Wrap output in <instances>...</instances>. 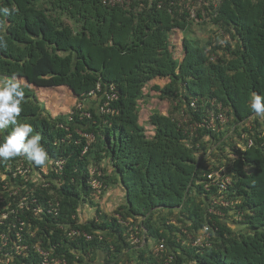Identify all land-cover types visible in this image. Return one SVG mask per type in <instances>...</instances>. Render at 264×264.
Wrapping results in <instances>:
<instances>
[{
	"label": "trees",
	"instance_id": "trees-1",
	"mask_svg": "<svg viewBox=\"0 0 264 264\" xmlns=\"http://www.w3.org/2000/svg\"><path fill=\"white\" fill-rule=\"evenodd\" d=\"M180 1L0 0L17 9L0 16L8 42L0 78L27 82L19 81L25 100L18 122L41 134L49 157L47 173L25 156L0 161L6 264H38L35 245L66 264H164L169 256V264H264V117L249 106L253 94L264 95V0H191L195 18ZM194 26L209 27L206 39ZM174 31L184 33L180 56ZM110 84L118 97L113 113H101ZM31 85L66 86L76 105L52 116ZM151 94L167 111H150L149 128L139 119ZM219 106L227 121L212 128ZM184 115L197 124L193 132ZM86 134L93 135L88 145ZM56 160H63L58 171ZM17 164L30 169L28 178L1 174ZM93 167L104 185L99 193L87 181ZM221 167L231 182L228 205H214L218 214L210 210L218 189L204 183ZM111 186L121 201L105 212L97 198ZM84 203L94 207L89 218L80 214ZM205 225L208 244L194 245ZM135 228L139 238L146 230L143 244L130 243ZM71 229L92 239L71 238Z\"/></svg>",
	"mask_w": 264,
	"mask_h": 264
},
{
	"label": "built area",
	"instance_id": "built-area-1",
	"mask_svg": "<svg viewBox=\"0 0 264 264\" xmlns=\"http://www.w3.org/2000/svg\"><path fill=\"white\" fill-rule=\"evenodd\" d=\"M214 2L218 1V0H212ZM122 2V0H103L104 4L107 5H114L115 3H119ZM203 2V0H197V5L200 6L201 3ZM180 4L183 6L184 9H187L188 11V15L190 18H195L196 16V6L191 4V0H181ZM229 36L228 35H224V39H228ZM223 39V40H224ZM108 91L107 94L105 96V100L103 101V103L100 105L99 110L101 113H108V112H112L113 110L111 109L110 106V102L114 101L117 99L118 94L116 92V88L113 84H110L107 87ZM100 91V84H97L96 88L93 89L92 91L89 92L90 96H95L96 92ZM80 105V104H79ZM192 106L193 102L191 103ZM226 111L227 108L221 107L219 106L218 111L215 114H211L210 117V122H209V126H211L212 128L216 126L217 123H225L227 121V115H226ZM85 114L89 115L87 112H85ZM217 120V122L215 123V121ZM183 121L187 123V127L189 128L190 132H193V130L196 129L197 124L196 123H190L189 118L184 115L183 116ZM88 142H91L93 140V135L92 134H86L85 135ZM251 141H249L250 143ZM87 147H85L86 149ZM85 151V150H84ZM63 166V160H56L54 162V165L52 166L54 170H60ZM41 170L43 171V173H47V168L43 167L41 168ZM30 172V169L28 167L24 166H17L15 170L12 171V176L16 177L17 175H22L23 178H28V173ZM100 175V170L97 167H93L90 168V173H89V177H88V184L90 185L91 189L94 192L99 193L101 191V189L104 187L102 181L98 178ZM206 180L204 183V188L206 190L210 189L211 185L216 186V188L218 190H216V196L213 198L212 200V205L211 206V211L220 214V211H218L217 209L214 208V205L216 204H220L223 206H227L228 202L225 200L224 198V194H225V189L227 188V186L230 184L231 182V178L228 175L227 171L225 170L224 167H221L219 169L213 170L207 174H205ZM39 212H42V208H39ZM133 226L130 227V230H132ZM209 229L210 227H208V225H205L200 233L198 234L196 240L193 242L194 245L196 244H203L206 243L208 244V237H209ZM145 232L144 231V236H142V238L137 237V228H135V231H131L130 233V243L132 245H136L139 242H142L141 244H143L145 242ZM67 235L71 238L76 237V236H81L86 240H91L92 239V235H90L87 232H81L80 230L77 229H71L68 231ZM19 237V236H18ZM25 246H23L22 248H24ZM164 246L163 244H160L159 246L154 248V251L157 252L158 250L162 249ZM35 250L39 255V261L38 264H47L52 263V264H66V261L64 259L61 258H55V257H50L49 252L46 249L41 248L39 245H35ZM172 260V256H169V259L166 260V262L164 264H169V262ZM9 262V254L5 253L4 257H0V264H6Z\"/></svg>",
	"mask_w": 264,
	"mask_h": 264
},
{
	"label": "clouds",
	"instance_id": "clouds-1",
	"mask_svg": "<svg viewBox=\"0 0 264 264\" xmlns=\"http://www.w3.org/2000/svg\"><path fill=\"white\" fill-rule=\"evenodd\" d=\"M16 11L15 7H0V16L8 17ZM7 48V40L0 36V51H7ZM0 80H4L0 82V134L11 126V130L6 135L0 136V161L25 156L35 166H45L49 157L41 144V134L38 132L34 134L31 124L18 122V117L22 111L21 105L25 100V90L19 82L20 79L17 78L16 74H13L11 78L1 77ZM249 106L257 117H264V95L253 94ZM20 165L24 166L17 164L10 170L9 174L3 172L1 174L16 179L18 175L13 177L12 171ZM0 216L4 220L6 214L1 213Z\"/></svg>",
	"mask_w": 264,
	"mask_h": 264
},
{
	"label": "rangeland",
	"instance_id": "rangeland-1",
	"mask_svg": "<svg viewBox=\"0 0 264 264\" xmlns=\"http://www.w3.org/2000/svg\"><path fill=\"white\" fill-rule=\"evenodd\" d=\"M195 29V36L204 37L208 34V26L197 29V26H194L192 30ZM182 32L174 31L172 33V42L175 49V54L180 56L181 47L179 41L183 37ZM21 82H24L21 79ZM32 86V85H31ZM36 96L43 103L46 111L48 110L52 116H57L61 113H69L72 110V107L76 105V97L72 94L71 90L66 86H58L55 88H43L32 86ZM155 110L165 113L167 111V102L164 99L159 98L157 95L151 94L148 98V102H143L140 107V123L146 127L152 128L150 122L148 121L149 112ZM106 166V164H105ZM107 167V166H106ZM109 170V167H108ZM100 209L105 212H110L116 205L121 201V193L117 188L109 187L104 192L102 199H98ZM94 212V207H90L89 203H84L80 214L84 215V218H89ZM231 221V219H229ZM236 230H240V225L233 224L229 222Z\"/></svg>",
	"mask_w": 264,
	"mask_h": 264
},
{
	"label": "crops",
	"instance_id": "crops-1",
	"mask_svg": "<svg viewBox=\"0 0 264 264\" xmlns=\"http://www.w3.org/2000/svg\"><path fill=\"white\" fill-rule=\"evenodd\" d=\"M2 81H4V80H0V82H2ZM19 81H21V79Z\"/></svg>",
	"mask_w": 264,
	"mask_h": 264
}]
</instances>
